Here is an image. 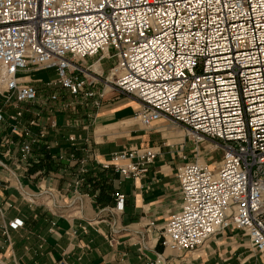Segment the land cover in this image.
Here are the masks:
<instances>
[{
    "label": "built area",
    "instance_id": "obj_1",
    "mask_svg": "<svg viewBox=\"0 0 264 264\" xmlns=\"http://www.w3.org/2000/svg\"><path fill=\"white\" fill-rule=\"evenodd\" d=\"M44 70L53 73L47 102L99 109L113 93L137 102L142 128L159 119L183 128L195 158L177 171L182 203L161 230L163 248L194 252L237 229L264 255V0H0V96L13 107L0 108V130L7 120L19 135L23 163L46 137L32 129L40 88L23 77ZM155 158L150 147L127 150L101 168L135 178ZM68 159L84 164L74 152ZM113 198L122 210L124 195Z\"/></svg>",
    "mask_w": 264,
    "mask_h": 264
},
{
    "label": "crops",
    "instance_id": "obj_2",
    "mask_svg": "<svg viewBox=\"0 0 264 264\" xmlns=\"http://www.w3.org/2000/svg\"><path fill=\"white\" fill-rule=\"evenodd\" d=\"M109 66L101 61L99 72L105 75ZM40 72L52 73L23 77L40 88L38 126L32 129L46 132L29 163L18 159L20 137L11 134L7 120L0 130V264H149L158 256L160 264H264V255L253 252L237 229L221 231L194 252L163 248L161 230L182 203L177 171L195 158L193 143L167 131L166 119L142 128L134 119L137 102L123 95L109 94L99 109L47 102V80L32 76ZM0 108L6 115L13 111L1 98ZM32 118L28 111L21 124ZM52 120L55 129L48 126ZM68 136L75 138V150ZM144 147L156 158L141 176L101 168L114 154ZM71 152L84 164L69 161ZM80 176L84 182L76 185ZM115 192L124 195L122 210L115 208ZM13 221L21 225L11 228Z\"/></svg>",
    "mask_w": 264,
    "mask_h": 264
},
{
    "label": "rangeland",
    "instance_id": "obj_3",
    "mask_svg": "<svg viewBox=\"0 0 264 264\" xmlns=\"http://www.w3.org/2000/svg\"><path fill=\"white\" fill-rule=\"evenodd\" d=\"M51 75H52V73H50V72H40V73L32 74V76L35 77V78H42V79H45V80H48L51 77ZM0 76H1V74H0ZM2 87H3V85H2V82H1V78H0V92H1ZM0 98H1V96H0ZM165 125L168 127L167 131L168 130L169 131L175 130V131L178 132V134L180 136H184L185 135V131L183 130V128L181 126L173 124L170 121H167V123H165ZM186 138H187V136H186ZM217 155H218V153L216 154V156H213L214 158L211 160L210 163L218 161L219 157ZM207 157H209V155H207L206 152H205L204 159L207 160ZM199 162H202V161H199ZM214 166H211V168L214 167Z\"/></svg>",
    "mask_w": 264,
    "mask_h": 264
}]
</instances>
